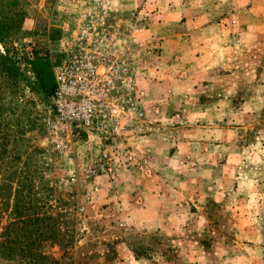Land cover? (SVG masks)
I'll return each instance as SVG.
<instances>
[{"label": "rangeland", "instance_id": "obj_1", "mask_svg": "<svg viewBox=\"0 0 264 264\" xmlns=\"http://www.w3.org/2000/svg\"><path fill=\"white\" fill-rule=\"evenodd\" d=\"M90 1L125 34L135 112L118 140L75 132L58 151L60 26ZM0 22V243L18 247L0 264H264V0H0ZM212 58L222 68L189 108L182 72ZM168 203L183 227L121 226V208Z\"/></svg>", "mask_w": 264, "mask_h": 264}, {"label": "built area", "instance_id": "obj_2", "mask_svg": "<svg viewBox=\"0 0 264 264\" xmlns=\"http://www.w3.org/2000/svg\"><path fill=\"white\" fill-rule=\"evenodd\" d=\"M97 3H85L87 15L79 23L60 26L64 37L61 58L52 67L53 117L47 124L58 151L75 132L118 140L135 112L132 67L121 44L125 34L110 21L108 8ZM92 9H99V16Z\"/></svg>", "mask_w": 264, "mask_h": 264}, {"label": "clouds", "instance_id": "obj_3", "mask_svg": "<svg viewBox=\"0 0 264 264\" xmlns=\"http://www.w3.org/2000/svg\"><path fill=\"white\" fill-rule=\"evenodd\" d=\"M209 35H211V33H205L198 38L186 41V46L190 50L192 56H194L197 51H203L207 48L206 41ZM181 67L182 65H177V68ZM220 68H222V64L218 61V58L206 59L203 64L197 63L188 65L187 71L182 72V74L187 77L184 81L186 92L185 105L189 108L194 107L197 100V94L193 92L192 89L202 80H215L217 70ZM189 73H192V75H189ZM217 107L223 106L217 105ZM223 115H225V113L222 112L221 115L216 118L222 119ZM165 123H170V121H166ZM184 123H189V121H184ZM161 139H168V137L162 136ZM201 162L203 163L204 161ZM168 179L176 187H181V185L176 182L175 171H173ZM201 201H203V196L201 197ZM120 210L124 213L121 226H126L129 231L135 230L137 232H143L146 228H160L163 225L169 224L171 227L178 229L183 227L184 224V216L175 211L174 204L172 203H168L159 208L158 214L154 216H142L132 208H121Z\"/></svg>", "mask_w": 264, "mask_h": 264}, {"label": "trees", "instance_id": "obj_4", "mask_svg": "<svg viewBox=\"0 0 264 264\" xmlns=\"http://www.w3.org/2000/svg\"><path fill=\"white\" fill-rule=\"evenodd\" d=\"M13 17H14V15H13ZM13 22H15V20H13ZM5 31H6V27L0 22V41L3 39V35H4ZM2 154L3 153H1V151H0V160L3 159ZM8 193H10L8 190V186L4 183L3 180H0V197L2 198L1 201H2L3 205H5L7 200H9V197L7 196ZM4 196H5V198H4ZM12 226L13 227L17 226V223L14 222V224H12ZM16 252H18V247L10 248L7 246L6 242L0 243V256L1 257H10L12 254H15ZM42 259H44V258H42Z\"/></svg>", "mask_w": 264, "mask_h": 264}]
</instances>
